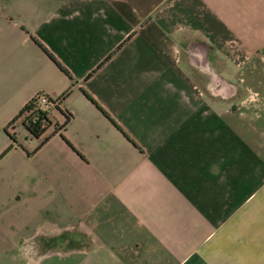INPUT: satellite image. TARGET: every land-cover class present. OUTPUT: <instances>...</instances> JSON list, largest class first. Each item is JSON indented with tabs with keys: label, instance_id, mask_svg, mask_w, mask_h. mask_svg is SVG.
Instances as JSON below:
<instances>
[{
	"label": "crops",
	"instance_id": "1",
	"mask_svg": "<svg viewBox=\"0 0 264 264\" xmlns=\"http://www.w3.org/2000/svg\"><path fill=\"white\" fill-rule=\"evenodd\" d=\"M0 264H264V0H0Z\"/></svg>",
	"mask_w": 264,
	"mask_h": 264
},
{
	"label": "built area",
	"instance_id": "2",
	"mask_svg": "<svg viewBox=\"0 0 264 264\" xmlns=\"http://www.w3.org/2000/svg\"><path fill=\"white\" fill-rule=\"evenodd\" d=\"M63 96L55 97L40 93L32 100L31 109H27L19 118L20 122H29L30 126L37 125L46 131L50 125V114L62 108Z\"/></svg>",
	"mask_w": 264,
	"mask_h": 264
},
{
	"label": "trees",
	"instance_id": "3",
	"mask_svg": "<svg viewBox=\"0 0 264 264\" xmlns=\"http://www.w3.org/2000/svg\"><path fill=\"white\" fill-rule=\"evenodd\" d=\"M42 49H43V47H41ZM44 50V52L47 54V55H49V57L57 64V66L61 69V70H63L65 73H67L66 72V70L45 50V49H43ZM64 98V97H63ZM91 99V101L93 102V103H95L94 101H93V99L92 98H90ZM96 104V103H95ZM31 106H32V101L26 106V108L21 112V114H20V116H19V118L21 117V115L24 113V111L25 110H27V109H31ZM67 120H69V117L67 118ZM29 131L34 135V136H36V137H41V135L45 132L44 130H42V129H40V127L39 126H37V125H34V126H30L29 127Z\"/></svg>",
	"mask_w": 264,
	"mask_h": 264
},
{
	"label": "flooded vegetation",
	"instance_id": "4",
	"mask_svg": "<svg viewBox=\"0 0 264 264\" xmlns=\"http://www.w3.org/2000/svg\"><path fill=\"white\" fill-rule=\"evenodd\" d=\"M26 128H28L29 129V127H30V124H29V122H23L22 123Z\"/></svg>",
	"mask_w": 264,
	"mask_h": 264
}]
</instances>
